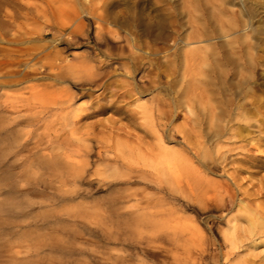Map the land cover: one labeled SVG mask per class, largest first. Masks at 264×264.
<instances>
[{"label": "bare ground", "instance_id": "1", "mask_svg": "<svg viewBox=\"0 0 264 264\" xmlns=\"http://www.w3.org/2000/svg\"><path fill=\"white\" fill-rule=\"evenodd\" d=\"M141 7L140 1L117 0L105 4L101 13L88 14L96 25L95 42L89 48L82 46L87 52L79 56L65 57L81 47L79 32L65 24L53 27L57 36L69 35L67 40L51 37L57 45L44 42L47 33L31 41L30 34L18 28L14 44L20 47L17 53L21 56L16 59L6 50L0 59V138L10 142L0 158V179L6 184L0 198L16 196L15 188L24 190L23 176L28 174L34 183L55 191L59 204L72 205L83 197L79 189L90 183V171L100 166L102 173L112 172L105 175L103 183L119 194L113 207L125 220L124 243L129 247L155 253L163 264H217L220 250L227 252L223 257L227 259L234 251L250 249V264H264V256L253 255L258 246L264 249V241H260L264 238V203L256 204L264 202V117H260L264 105L250 88L259 91L250 76V69L260 60L258 48H235L230 40L235 27L231 25H219L211 31L196 26L178 42L183 48L204 46L182 55V77H189L185 92L176 94L170 106L172 92L165 89V99L152 97L145 107L131 111L125 101L141 96L144 90L138 92L129 82V64L135 72L144 67L140 64L143 60L158 57V52H144L138 40L154 38L157 31L165 39L172 36L163 16L154 10L145 13ZM239 8L248 18L257 17L256 10L243 4ZM81 15L76 12L72 17L79 21ZM40 17L43 14L37 15ZM106 22L123 29L121 34H111L113 44L103 39L101 26ZM218 41H224L228 51L220 57L213 54L218 45L212 42ZM99 49L113 51L116 59H101ZM22 63V71L10 70ZM224 68L230 70L225 72ZM112 86L121 91H111ZM155 87L151 82L147 89ZM100 91V97L88 108L75 105ZM182 106L188 130L179 145L196 168L164 173L139 163L132 167L125 158L129 153L124 149L128 148L122 151L81 134L88 128L84 121L110 113L131 124L154 146L176 139L170 121L180 117L176 109ZM91 126L100 127L99 123ZM244 175L255 179L258 191H253V185L250 194L240 191ZM208 177L219 182H210ZM241 203L244 205L239 207ZM50 204L35 206L42 210L52 208ZM235 207L248 217L227 222V233L222 234L219 224ZM14 209L9 205L6 212ZM75 209L76 215L88 211L79 205ZM24 215L26 210H22ZM211 235L217 242L210 240Z\"/></svg>", "mask_w": 264, "mask_h": 264}, {"label": "rangeland", "instance_id": "2", "mask_svg": "<svg viewBox=\"0 0 264 264\" xmlns=\"http://www.w3.org/2000/svg\"><path fill=\"white\" fill-rule=\"evenodd\" d=\"M112 1L117 0H0V59L6 50L12 51V56L16 59L21 56L17 53L20 47L14 44L19 36L18 28L28 32L31 41L36 40L38 35L47 33L49 36L44 42L57 45L55 39L62 37V40H67L69 37L67 34L64 36L55 34L53 27L61 24L68 26L71 31L79 32L77 34L78 43L81 45L78 50L69 52L65 57L82 55L87 52L82 46L89 48L94 46L95 42L93 29L96 25L88 14L101 13L105 4ZM136 1L142 3L141 8L145 10V13L154 10L156 15L163 16L167 32H172V36L165 39L162 33L157 31L154 38L142 37L138 40L144 52L147 49L158 52V57L143 60L140 64L144 67H140L135 72L129 64L130 71L127 76L129 82L138 92L142 89L144 91L141 96L126 100V109L137 111L136 108L145 107L148 99L152 97L164 98L165 89L172 92L170 102H168L172 106V99L177 96L176 94L180 95L185 92V84L189 81L188 75L184 79L182 77L183 53L204 47L183 48L179 45V40L192 34V28L196 26H202L211 31L219 25L235 27L234 35L230 38L236 44L235 48L246 50L251 45H256L258 48L257 53L260 60L256 67L250 69V76L252 75L254 85L259 88V91H255L254 86L250 88H253L251 90L253 95L264 105V0ZM240 4L256 10L257 17L253 20L248 18L240 10ZM76 12L83 13L79 21L72 17ZM189 13L192 14L191 17L188 16ZM38 14H43V17L37 18ZM160 23L162 24L161 21ZM101 27L104 31L103 39L112 44L115 41L111 34L118 35L123 32L122 28L110 22H106ZM51 37L55 39L52 40ZM215 43L218 47L214 48V55L220 57L228 52L224 41L212 42V44ZM58 49L61 48L58 47ZM109 49H113V46L109 45ZM98 51L103 54L101 59H116L113 51L104 49ZM24 60L20 59V61ZM23 63L19 68L14 65L10 70L22 71ZM229 70L230 68L223 69L225 72ZM237 71H241L240 68H237ZM113 81L109 84L112 85ZM211 81L216 83L215 79ZM151 82L156 83L153 91L147 89ZM110 90L121 91L120 88L113 86ZM70 91L77 95L76 90L70 88ZM101 93L102 91L93 93L90 100L79 101L75 105L88 108L96 98L100 97ZM183 108L184 106L177 108L176 113L180 114V117L177 119L172 117L170 121V128L176 133V139L164 140L161 144H154V146L136 131L135 127L110 113L84 121L82 124L88 128L82 130L81 134H88L90 138L99 140L100 143H108L112 148L116 146L122 151L128 148V150L124 149L125 153H129L125 155V158L132 167L139 163L145 165L146 169L152 168L156 172L164 173L196 168L190 155H187L184 148L179 145L180 139L188 130L184 122ZM260 117H264V112L260 114ZM94 123H99L100 127L93 129L91 125ZM137 124L142 125V122H137ZM115 130L120 132H115ZM122 132L129 136L124 137ZM0 139L1 158L6 154V148L10 142L6 144L3 136ZM163 150L167 153L163 154ZM94 171H90V183L79 189L83 197L72 205L59 204V195L55 191L47 185L34 183L32 176L28 174L23 176L24 190L15 188L13 192H18L16 196L0 198V264H163L157 254L142 252L124 243L127 241L126 234H124L125 220L113 207V200L119 194L115 189L106 188L103 183L106 176H111L112 172L102 173L103 168L100 166ZM15 174L17 173L12 175ZM207 179L210 182H219L217 178L208 177ZM243 179L246 180L242 182L241 192L250 194L251 185L254 187L253 191H258L255 179L251 180L247 175H244ZM5 185L0 179V190H3ZM50 202L53 203L52 208L38 210L35 206L44 203L49 207ZM263 203L262 200L256 202V204ZM9 205L15 209L6 212ZM78 205L83 209L87 208L88 214L76 215L78 210L74 208ZM243 205L244 203H241L239 207ZM27 206L31 207L28 209ZM22 210H26L27 215L21 216ZM91 212L93 214L95 212L97 216L93 217ZM238 217H248V213L235 207L228 215L224 214L219 224L221 233L226 234L227 222ZM210 240L217 242V238L213 235L210 236ZM260 241H264V238ZM226 253L224 250L217 253V264H250V249L234 251L233 255L227 259L223 258ZM253 255L264 256V249L258 246Z\"/></svg>", "mask_w": 264, "mask_h": 264}]
</instances>
